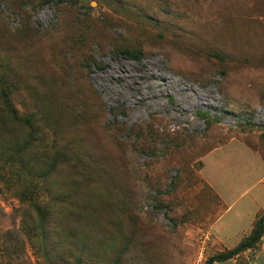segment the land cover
Segmentation results:
<instances>
[{
	"label": "rangeland",
	"instance_id": "obj_1",
	"mask_svg": "<svg viewBox=\"0 0 264 264\" xmlns=\"http://www.w3.org/2000/svg\"><path fill=\"white\" fill-rule=\"evenodd\" d=\"M0 88V264H205L264 202V0H0Z\"/></svg>",
	"mask_w": 264,
	"mask_h": 264
},
{
	"label": "crops",
	"instance_id": "obj_2",
	"mask_svg": "<svg viewBox=\"0 0 264 264\" xmlns=\"http://www.w3.org/2000/svg\"><path fill=\"white\" fill-rule=\"evenodd\" d=\"M244 195V193H241L233 203H231L230 205H227V209L224 210V212L222 214H220L211 224L210 226V235H211V241L212 243L218 245L221 248L223 247V242H225V236L218 230L216 229V226L218 225V223L224 218V216L230 212L231 210H233V207H235V205L241 200L242 196ZM219 198L223 201V198L218 195ZM259 200V201H258ZM251 209H250V215L248 216L249 221L247 226H244L243 229L239 228H235L234 233L228 234V238L233 237V238H237L238 240L236 241L237 244L243 240L245 237H247L253 227V223L258 219L259 215L262 213V211L264 210V202L260 199V196H257V198L255 200H252L251 202ZM245 205H240L238 204L239 209L235 211L234 215L236 218H238L239 220L241 219V217H245L246 218V209L244 207ZM241 229V230H240ZM261 259V260H260ZM235 259L227 261V262H231L232 264L234 263ZM255 261H260L261 263L264 264V254L261 252L259 254H257V256H255ZM224 263V262H223ZM214 264H218V263H214Z\"/></svg>",
	"mask_w": 264,
	"mask_h": 264
},
{
	"label": "trees",
	"instance_id": "obj_3",
	"mask_svg": "<svg viewBox=\"0 0 264 264\" xmlns=\"http://www.w3.org/2000/svg\"><path fill=\"white\" fill-rule=\"evenodd\" d=\"M12 117L18 120L16 112L11 108L9 101L6 99L5 90L0 88V119ZM4 120L1 121V123ZM264 235V212L253 223L250 234L241 240L234 248L225 252L216 254L208 258L205 264L223 263L238 258L242 253L254 249Z\"/></svg>",
	"mask_w": 264,
	"mask_h": 264
},
{
	"label": "built area",
	"instance_id": "obj_4",
	"mask_svg": "<svg viewBox=\"0 0 264 264\" xmlns=\"http://www.w3.org/2000/svg\"><path fill=\"white\" fill-rule=\"evenodd\" d=\"M206 238V240L208 239V235L205 237Z\"/></svg>",
	"mask_w": 264,
	"mask_h": 264
}]
</instances>
